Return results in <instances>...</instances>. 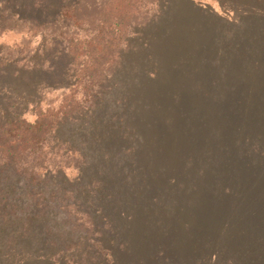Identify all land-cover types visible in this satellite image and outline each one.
Here are the masks:
<instances>
[{"label": "rangeland", "instance_id": "rangeland-1", "mask_svg": "<svg viewBox=\"0 0 264 264\" xmlns=\"http://www.w3.org/2000/svg\"><path fill=\"white\" fill-rule=\"evenodd\" d=\"M0 1L16 17L53 18L75 0ZM160 1L84 0L80 25L62 21L37 29L38 37L28 26L0 19V47L23 57L22 64L4 69L0 104L8 108L20 98L6 118L29 121L83 98V87L43 91L39 72L54 54L59 30L75 31L77 43L62 73L71 65L72 76L86 84L91 78L83 70L91 62L84 55L75 60V51L80 55L88 50L85 42L113 36L110 29L103 33L104 25L120 22L114 34L123 39L107 49L118 48L104 77L119 64L120 50L123 59L98 114L107 116L104 129L122 138L105 144L113 155L98 170L74 182L78 170L67 169L74 184L54 185L52 194H44L54 201L46 222L62 245L86 241L90 264L91 258L97 264H264V19L246 16L250 11L235 0ZM169 3L170 11L148 27L158 6ZM42 198L10 211L33 215ZM7 219H0L5 244L19 233L13 214ZM93 221L99 229L91 233ZM37 260L56 264L57 258Z\"/></svg>", "mask_w": 264, "mask_h": 264}, {"label": "trees", "instance_id": "trees-1", "mask_svg": "<svg viewBox=\"0 0 264 264\" xmlns=\"http://www.w3.org/2000/svg\"><path fill=\"white\" fill-rule=\"evenodd\" d=\"M82 1L84 0H75L65 5L53 18L16 17L7 3L0 1V19L5 18L7 21L14 22V26L16 24L28 26L34 32L33 37H38L37 29L48 28L62 21L66 22L63 24L65 27L80 25L84 18L82 5H80ZM158 4H161L160 0ZM235 4L236 6L243 4L250 11L246 16L264 19V0H235ZM171 5L172 3H169L167 8L158 6V12L148 20L146 25L155 26L161 17L170 11ZM84 11L86 12L85 9ZM103 22L106 23V21ZM104 26L103 33L110 29L113 36L103 34L98 41L85 42L88 44L86 46L88 50L80 55L77 53L78 50L75 51V60L84 55L83 59L91 62L88 69L83 70L85 75L91 78L89 83L80 82L76 73L72 76L71 65L66 66V72L62 73V64L67 63L73 56L71 48L74 50L77 44L74 41L76 32L73 31L74 34H72L71 30H59L58 38H54L56 45L54 54L50 58L47 57L45 65L39 72L44 92L70 91V89L83 87V98L78 101L75 99L76 102H67L56 112L51 110L52 107H49L47 114L40 111L35 121L25 118H6L8 112L12 111L15 104L21 100L20 98L13 105L9 103L8 108L0 104V219L6 221L13 214L15 219L11 220V223L15 224L19 232L15 239L8 240L6 244V240L0 241V264H35L37 259V261H47L50 256L57 258V261L69 259L78 261L79 264H90L87 253L91 247L86 241L83 240L77 245H72L73 243L62 245L63 240L59 238L61 235H58L52 224L50 226V223L46 222V218L50 216L48 209L54 201L49 202L44 194H52L54 189L51 187L54 185L62 189L64 185L67 187L71 182L79 181L86 171L98 170L100 163L113 155V151L106 149L105 144H110V139L122 138L121 132L104 129L101 120L107 116L98 114L103 112L105 105L109 102V96L115 85V75L123 59L120 50L118 67L114 66L112 74L104 77L108 60L113 56L115 49H118L117 46L110 54L108 52L114 48L113 43L123 39L114 34L120 22ZM117 32L120 33V30ZM22 58L17 53H6L4 48L0 47V92L4 89V77L8 80L5 68L10 65H19ZM25 62L31 66L33 59ZM36 66H32L31 69ZM69 79L74 82L67 84ZM90 100L92 105L88 106ZM112 120L115 121L116 118L113 117ZM128 153L130 157L132 152L128 151ZM89 155H94V162H89ZM70 168L78 170L80 177L70 181L66 172ZM98 191L104 193L105 189L101 187ZM64 193L71 194L68 190ZM38 195L43 197L41 199L43 204L39 203L42 209L34 211L33 215L26 213L25 210H22L19 215L16 210L10 211L11 207L18 209L21 204L24 205L28 201V198ZM74 204H76L75 201L69 207L72 209ZM36 207L40 206L37 204ZM20 215L26 220L22 221ZM54 215L57 214L54 213ZM91 224L93 225L90 232H96V222L93 221ZM6 231L0 227V236ZM20 258H25L26 263L20 262ZM91 260V264H97L96 259L91 258ZM57 261H55L56 264Z\"/></svg>", "mask_w": 264, "mask_h": 264}]
</instances>
